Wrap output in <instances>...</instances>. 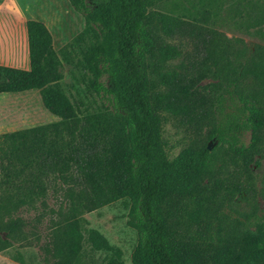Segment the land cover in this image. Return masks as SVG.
I'll list each match as a JSON object with an SVG mask.
<instances>
[{"label":"trees","instance_id":"1","mask_svg":"<svg viewBox=\"0 0 264 264\" xmlns=\"http://www.w3.org/2000/svg\"><path fill=\"white\" fill-rule=\"evenodd\" d=\"M147 1L68 0L83 19L75 36L55 52L45 25L29 19L28 69L0 65V92L37 89L57 117L0 133V250L34 245L43 263L72 264L78 217L125 197L131 264H264V214L224 210L257 194L264 45L209 27L208 10L187 20ZM62 62L79 67L94 109L63 91ZM167 115L195 128L171 158ZM87 239L112 249L96 229Z\"/></svg>","mask_w":264,"mask_h":264},{"label":"rangeland","instance_id":"2","mask_svg":"<svg viewBox=\"0 0 264 264\" xmlns=\"http://www.w3.org/2000/svg\"><path fill=\"white\" fill-rule=\"evenodd\" d=\"M61 0H44L36 6L37 13L45 19L51 18L48 28L57 38V46H63L82 25L81 17L73 15L71 10L65 12V22L58 23V15H63ZM147 10H157L166 14L183 17L187 20L198 18L200 10L209 11L207 25L222 31L227 36H237L246 43H259L264 45V0H148ZM64 17V16H63ZM54 21V23H53ZM65 36L62 39V36ZM66 39V40H65ZM58 48L56 47V52ZM70 72V74L68 73ZM203 80L202 82H206ZM86 78L81 70L72 64L62 62L61 87L67 96L76 102H82L90 110L99 105V99L91 96L85 90ZM93 95V94H92ZM6 96V97H5ZM36 91L19 93L11 96L0 95V132L38 125L48 122ZM195 128L175 116L167 115L161 126V138L164 143L166 155L175 156L180 148L193 137ZM257 188L255 201L245 202L233 199L224 210L232 216L242 220V214L251 210L256 216L264 214V154H256L250 164ZM50 202V200H49ZM129 201L127 198L115 200L100 208L84 213L78 217L81 233L86 234L91 229L100 228L108 232L110 244L124 245L130 241V233L125 224V216ZM28 219L31 213L24 214ZM255 218L252 216L251 221ZM249 229L252 224L247 223ZM42 230V225L39 226ZM44 233L42 232V235ZM3 233L0 232V237ZM8 248V249H7ZM6 250H0V264H42L40 251L34 246H20L12 243ZM115 250V251H114ZM115 258L128 262L127 252L113 249ZM45 264V263H44Z\"/></svg>","mask_w":264,"mask_h":264},{"label":"crops","instance_id":"3","mask_svg":"<svg viewBox=\"0 0 264 264\" xmlns=\"http://www.w3.org/2000/svg\"><path fill=\"white\" fill-rule=\"evenodd\" d=\"M48 1L51 2L52 0H48ZM40 2L42 3L44 2V0H0V65L20 68V69H28L29 67L28 47H27L25 23L29 19L38 20L45 25V27L50 32L51 44L55 52H56V47L58 49L62 47V46H57V38L55 35L52 34V32L48 28V23L52 21L51 18L45 19L39 13L36 12L37 11L36 6L38 7V3ZM61 2H62L61 8L63 11V15H58L59 16L58 23L65 22L66 20L65 12H67V10L69 9L71 10V13L73 12V15L77 14L80 16V14H78L72 9L68 0H61ZM81 22H82L81 27L79 28L78 31H76L73 35L70 36L71 38L75 36L81 30L83 26L82 17H81ZM64 38L65 36L63 35L62 39ZM33 91H36V93H38L37 89H28V90H24L20 92H0V95L11 96L14 94L27 93V92H33ZM39 100H40V97H39ZM41 106L44 109V112L46 113V115L50 117L48 122H51L57 119L56 116L48 112L43 107L42 103H41ZM27 127H30V126H27ZM22 128H25V127H22ZM3 132H7V131H3ZM114 202L115 201L110 202V203L112 204ZM95 229L98 230L108 241V234H109L108 232L100 228H95ZM127 230L130 233V236H129L130 241L121 246L116 245V243L110 244L108 242L110 246L112 247L111 250L94 249L87 239L88 233L86 234L82 233L80 251L78 252L72 264H107L112 258H115V256L111 254L113 249L115 248L120 249L123 252H127L128 254L127 260L128 262H130V253L135 246L137 237H136V232L134 229L127 226ZM116 259H119L122 261L123 264H126L124 259H120L118 257Z\"/></svg>","mask_w":264,"mask_h":264}]
</instances>
